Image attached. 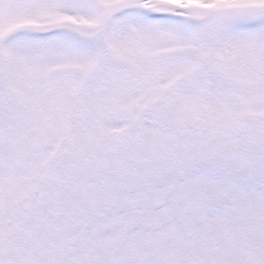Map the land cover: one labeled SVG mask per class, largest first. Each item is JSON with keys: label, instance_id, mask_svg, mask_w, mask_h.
Returning <instances> with one entry per match:
<instances>
[{"label": "snow or ice", "instance_id": "1", "mask_svg": "<svg viewBox=\"0 0 264 264\" xmlns=\"http://www.w3.org/2000/svg\"><path fill=\"white\" fill-rule=\"evenodd\" d=\"M0 264H264V0H0Z\"/></svg>", "mask_w": 264, "mask_h": 264}]
</instances>
